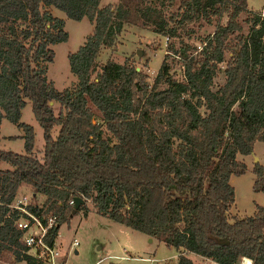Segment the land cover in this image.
<instances>
[{
    "label": "trees",
    "instance_id": "16d2710c",
    "mask_svg": "<svg viewBox=\"0 0 264 264\" xmlns=\"http://www.w3.org/2000/svg\"><path fill=\"white\" fill-rule=\"evenodd\" d=\"M99 1L0 0V124L7 119L21 129L25 151L0 149V162L11 166L0 169V261L42 264L25 254L15 214L6 217L4 207L27 183L44 197L31 209L57 216L47 243L71 215L67 201L79 197L77 211L90 200L97 215L177 250V264H192L184 251L218 264L241 258L264 264V207L255 204L251 215L231 222L226 214L234 203L229 177L247 170L237 155L251 154L254 141L264 143V18L247 0H182L167 19L154 20L155 33L188 35L191 25L211 15L225 13L226 22L214 26L200 49L170 43L184 81L170 78L164 54L150 85L127 60L98 63L100 47L121 28L113 19L124 3ZM155 1L169 7L173 0ZM50 7L91 24L83 43L66 55L76 78L71 89L58 91L46 77L50 46L67 40L65 21ZM243 13L250 23L246 35ZM219 64L224 81L212 90ZM27 101L43 132L40 159L32 154V127L19 121ZM50 102L58 104L57 114ZM252 172L253 189L264 193V167L255 161Z\"/></svg>",
    "mask_w": 264,
    "mask_h": 264
},
{
    "label": "rangeland",
    "instance_id": "374dc122",
    "mask_svg": "<svg viewBox=\"0 0 264 264\" xmlns=\"http://www.w3.org/2000/svg\"><path fill=\"white\" fill-rule=\"evenodd\" d=\"M181 1L173 0L169 7H159L155 0H124L122 7L115 10L113 19L115 23H121V28L114 33L109 43L100 47L97 53L98 63H104L107 60L122 63L127 60L147 75V81L151 85L164 54H168L167 66L170 78L175 81H184L180 60L176 55L171 54L168 48L169 44L174 43V47H177L180 40L189 42L192 45L198 44L206 38V35L213 31L215 25H224L227 17L225 13L222 15H211L209 22L207 19L200 20L198 24L190 26L193 30L191 33L187 35L179 31V37L176 38L167 37L166 33H155L156 25L154 20L157 21L160 17L167 19L171 13L176 12ZM99 2L100 6L108 4L116 7L120 0H100ZM125 3H127V6H124ZM151 5H154L158 11L152 10L150 8ZM136 7L137 11L135 10ZM50 11L53 16L60 17L65 21L64 30L67 32V40L50 46L54 54L52 62L46 64V77L52 81L58 91L64 88L71 89L76 84V78L69 72L66 55L69 52L76 51L78 46L83 43L84 38L91 31V24L85 18L77 21L70 20L64 16L63 12L52 7H50ZM256 13H262L264 18V4ZM247 18L248 16L244 13L239 15L242 35H246L250 25ZM144 23L149 26L147 27ZM218 67L219 69L213 77L212 90H215L224 81L222 72L224 64H219ZM164 87L163 83L158 85V88ZM51 107L53 112L57 114L58 104L52 102ZM199 109L201 113H205L202 107ZM20 114L21 118L19 121L32 127V154L40 159L42 157L43 132L34 120L28 101ZM96 120L97 118L94 121ZM57 129L58 127H53L50 130L52 137L56 136ZM22 135L20 128L7 119H3L0 124V149L4 151L11 150L20 154L25 153ZM256 145H259L256 147V155L244 158L243 163L247 165V170L243 174L231 175L230 177L229 182L234 189V203L230 213L235 210V213L247 215L255 204H264V193L254 190L252 187L254 180L252 166L253 162H255L253 159L259 157L260 162L256 161L264 167V143L259 142ZM239 156L242 157V155ZM4 167L6 169L11 168L8 162H0V169H4ZM34 192V189L29 184L22 183L19 185L15 196H27L33 205H39L44 197ZM59 227L55 241L57 242L58 264H110V260L106 259V256L119 255L123 249L129 255L135 257L162 258L161 261L152 262L151 264H160V262L172 264L173 262V260L170 261L169 257L173 254V248H167L158 241L149 243L144 234L131 230L122 223L97 215L90 200L85 202L82 210H76ZM73 240L77 244L72 245ZM118 264L148 263L120 261Z\"/></svg>",
    "mask_w": 264,
    "mask_h": 264
},
{
    "label": "built area",
    "instance_id": "2783aa9c",
    "mask_svg": "<svg viewBox=\"0 0 264 264\" xmlns=\"http://www.w3.org/2000/svg\"><path fill=\"white\" fill-rule=\"evenodd\" d=\"M260 18H263V14L258 13ZM167 41V38H166ZM196 47L200 49V45L196 44ZM2 203L0 202V205ZM68 205H73V199L67 201ZM4 207L7 208L6 217L9 214L14 213L15 218L13 219V225L20 231L21 235L19 238L20 243H22L25 248V254L30 255L36 261H40L45 264H58L57 257L58 252L56 248V243H47L46 237L47 232L53 227H57V216L51 213L45 214H36L31 208L36 207L40 208V204L33 205L27 196H13V198L7 203L4 204ZM56 235V234H55ZM77 244L75 240L72 241V245ZM106 259L110 260V264H118L120 261H132V262H147L151 264L154 262L153 258L150 257H135L128 254L126 250H122L119 255H107ZM114 261H116L114 263ZM250 264V259L246 260L240 259L239 264L245 262ZM202 264V263H194Z\"/></svg>",
    "mask_w": 264,
    "mask_h": 264
},
{
    "label": "crops",
    "instance_id": "0c3cea01",
    "mask_svg": "<svg viewBox=\"0 0 264 264\" xmlns=\"http://www.w3.org/2000/svg\"><path fill=\"white\" fill-rule=\"evenodd\" d=\"M251 3H253V4H251ZM263 4H264V0H247V7H248V9L251 11V12H256V11H259L260 9H261V7L263 6ZM259 143V141H254V143L252 144L253 145V149H252V152H251V154H247V156H252V157H254L255 155H256V147H258L259 145H256V144H258ZM247 156H239V155H237V159L238 160H240V161H244V158L245 157H247ZM238 157H240V158H238ZM254 161H256V160H258V162H260V159H259V157H255L254 159H253ZM246 167H247V165H246ZM4 170H7L5 167H4ZM231 177V176H230ZM230 177H229V180H230ZM259 205V204H258ZM260 206H262V207H264V204H261ZM231 208L233 209V205H231L230 206V209L227 211V219L229 220V222H231V221H233V220H235V219H238V218H241V217H243V216H247V215H251L253 212H254V208L251 210V212H249L247 215H243V214H238V213H235V210H234V212H232V213H230V211H231ZM229 213H230V218H229ZM61 226V225H60ZM60 228V227H59ZM59 228L57 229V231H56V234H57V232H58V230H59ZM150 242L149 243H153L154 241H158V240H155V239H153V238H150ZM54 242L56 241V235H55V237H54V240H53ZM159 242V241H158ZM56 244H57V242H55ZM160 243V242H159ZM173 254L172 255H170L169 257H170V261L171 260H173V262H172V264H177V255H178V251L177 250H174L173 249V252H172ZM182 255L184 256V257H187L190 261H191V263L192 264H194V263H202V264H218V263H216V262H214V261H211L210 259H208V258H206V257H201V256H199V255H197V254H192V253H190V252H182ZM154 259V262H157V261H161L162 260V258H153ZM244 259H246V258H243V260ZM241 260H242V258H241ZM246 260H248V259H246ZM153 262V263H154ZM0 264H8V263H4V262H1L0 261ZM10 264H26V262H24V261H18V262H16V263H10ZM160 264H163V263H161L160 262ZM167 264V263H166Z\"/></svg>",
    "mask_w": 264,
    "mask_h": 264
},
{
    "label": "water",
    "instance_id": "95a60500",
    "mask_svg": "<svg viewBox=\"0 0 264 264\" xmlns=\"http://www.w3.org/2000/svg\"><path fill=\"white\" fill-rule=\"evenodd\" d=\"M51 104V102H50ZM82 199L79 197H73V209L71 210V214L74 213L78 207L80 206V204H82ZM147 240L150 242V238H147Z\"/></svg>",
    "mask_w": 264,
    "mask_h": 264
},
{
    "label": "bare ground",
    "instance_id": "6f19581e",
    "mask_svg": "<svg viewBox=\"0 0 264 264\" xmlns=\"http://www.w3.org/2000/svg\"><path fill=\"white\" fill-rule=\"evenodd\" d=\"M242 264H247V263H246V261H245V262H243Z\"/></svg>",
    "mask_w": 264,
    "mask_h": 264
}]
</instances>
